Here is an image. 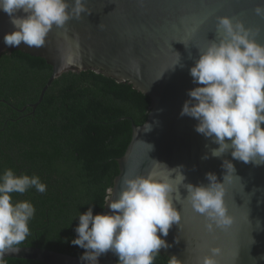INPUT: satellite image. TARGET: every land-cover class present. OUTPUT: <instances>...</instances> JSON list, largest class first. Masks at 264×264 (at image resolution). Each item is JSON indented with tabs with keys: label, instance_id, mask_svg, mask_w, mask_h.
<instances>
[{
	"label": "water",
	"instance_id": "1",
	"mask_svg": "<svg viewBox=\"0 0 264 264\" xmlns=\"http://www.w3.org/2000/svg\"><path fill=\"white\" fill-rule=\"evenodd\" d=\"M73 2L68 0L70 6ZM258 2L264 0H85L91 14L69 20L64 28L54 26L42 48L28 47L23 42L16 47L6 46L3 37L14 29L8 15L0 11V55L22 51L45 59L53 68L38 101L29 105L33 111L52 83L69 71L92 70L119 83H130L151 97L147 121L142 126L132 125V140L118 159L120 173L112 186L113 198L119 194L125 171L132 175H166L168 170L163 164L170 169L182 165L185 183L207 185L206 173L216 174L223 182L222 162L232 161L238 177L233 175L231 182L225 181V202L235 218L228 230L217 229L209 234L202 215L187 202L180 205L174 201L182 220L170 228L165 238L170 246L161 249L160 254L175 256L181 264H198L213 246L222 249L217 257L220 264H264V164L234 160L230 152L221 158L211 157L210 149L218 145L195 131L198 121L180 115L189 99L188 91L198 86L189 70L199 58L198 48L203 50L209 40L216 39L217 17L230 16L234 21H243L246 27L261 29L256 39L264 43V19L254 12ZM200 21L203 23L199 29L192 32ZM177 53L183 67L172 68L179 60ZM147 125L151 126L150 131H145ZM206 154L208 159L203 158ZM179 190L182 196L187 194L183 187ZM109 212L105 205L102 214ZM19 247L18 252L6 254L5 259L86 264L69 254ZM99 264H118L117 256L111 252L102 255Z\"/></svg>",
	"mask_w": 264,
	"mask_h": 264
},
{
	"label": "clouds",
	"instance_id": "2",
	"mask_svg": "<svg viewBox=\"0 0 264 264\" xmlns=\"http://www.w3.org/2000/svg\"><path fill=\"white\" fill-rule=\"evenodd\" d=\"M0 11L8 15L14 29L4 35L5 45L16 47L23 42L34 48L45 46L54 26L64 28L69 20L91 14L85 0H74L71 6L68 0H0ZM254 12L264 19V2H258ZM215 28L216 39L209 40L203 50L197 47L199 58L189 72L198 86L188 91L180 115L198 121L195 131L218 145L210 149L211 157L221 158L230 152L234 160L259 166L264 164V43L256 39L261 29L246 27L230 16L217 17ZM177 65L183 67L180 56L172 68ZM150 130L147 125L145 131ZM163 165L166 175L125 171L118 196L113 198L114 187L106 189L103 206L107 205L109 213L93 215L89 207L79 214L71 244L85 250L82 261L99 264V258L111 252L118 257V264H153L160 250L170 246L165 239L170 228L182 220L174 201L180 205L187 202L202 215L209 234L217 229L226 231L234 224L225 202V181L236 176L231 160L222 162L223 182L209 172L207 185L185 183L182 165L171 169ZM33 187L40 193L46 191L38 176L16 175L10 168L0 175V264H6V254L18 252L30 235L29 222L36 211L28 201L13 204L10 194H24ZM209 252L198 264H220L217 257L222 249L213 246ZM168 264L181 262L172 256Z\"/></svg>",
	"mask_w": 264,
	"mask_h": 264
},
{
	"label": "trees",
	"instance_id": "3",
	"mask_svg": "<svg viewBox=\"0 0 264 264\" xmlns=\"http://www.w3.org/2000/svg\"><path fill=\"white\" fill-rule=\"evenodd\" d=\"M52 72L38 56L22 51L0 55V175L10 168L16 175L38 176L46 185L44 193L33 187L10 194L13 204L28 201L36 210L30 235L19 246L81 258L85 250L71 244L78 216L89 207L93 215L102 214L106 189L120 173L118 159L132 140V125L147 121L151 97L92 70L69 71L52 83L33 111L29 105L38 101ZM168 261L160 254L153 264Z\"/></svg>",
	"mask_w": 264,
	"mask_h": 264
},
{
	"label": "snow or ice",
	"instance_id": "4",
	"mask_svg": "<svg viewBox=\"0 0 264 264\" xmlns=\"http://www.w3.org/2000/svg\"><path fill=\"white\" fill-rule=\"evenodd\" d=\"M202 23H203V21H200V23L197 24V25H195V26L193 27V29H191V31H192V32L197 31V30L199 29L200 24H202Z\"/></svg>",
	"mask_w": 264,
	"mask_h": 264
}]
</instances>
